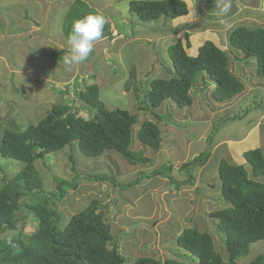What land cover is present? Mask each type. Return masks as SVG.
I'll return each mask as SVG.
<instances>
[{
  "label": "trees",
  "instance_id": "obj_1",
  "mask_svg": "<svg viewBox=\"0 0 264 264\" xmlns=\"http://www.w3.org/2000/svg\"><path fill=\"white\" fill-rule=\"evenodd\" d=\"M127 1L135 23L151 25L163 18L162 21L167 23L189 14L186 0ZM92 4L88 0H74L70 4L63 22L66 36L74 17L89 11H99L96 4ZM109 25L107 23L104 28L106 41L97 44L94 50H103L107 43L110 44L112 37ZM157 28L154 26L153 29ZM160 33H163L161 29ZM190 46L189 39L187 42L177 39L168 46L171 69L167 70L169 75L166 77L147 78L139 85L138 69L130 67L124 90L135 93L141 111H149L154 119L165 121L169 114L160 115L152 107L158 108L168 100L180 108L187 107L193 103L191 92L198 85H203L205 89L212 85L211 98L216 103L229 102L245 87L231 69L232 60L238 62L239 66L241 62L255 57L257 75L264 78V26L252 29L235 27L228 40V49L207 39L192 55L188 52ZM67 51H53L52 62L56 64ZM239 53H243L242 59ZM74 92L83 106L93 114L91 118L78 116L71 105L59 102L53 104L37 123H30L23 129L16 124L12 129H5L0 138V155L24 164L12 179L0 187V264H238L240 257L249 253L251 243L264 241V181L261 180L264 177V153L260 147L243 153L249 163L248 168L244 164H232L225 160L219 165L220 189L226 205L212 211L210 215L217 220L220 240L224 245L222 251L218 250L210 232L186 227L176 238L181 258L172 256L162 259L143 253L134 256L131 263L125 254L133 255L134 250L131 248L129 253L125 252L115 237L117 232H113L108 221L110 203L90 197L69 218H61L52 200L66 197L68 189L78 190L82 182L91 180H108L116 186H121V183L107 173L76 171L71 179L55 176L57 191L50 193L44 188L43 179L35 165L37 160H45L52 152L56 153L75 143L92 160H100L106 153L113 152L131 164H151V158L144 156L143 151L132 148L134 129L138 123L142 124L137 132L141 143L160 150L163 141L161 129L154 120L140 122L139 115L128 109H108L96 83L85 84ZM247 100L248 104H240L246 107V113L241 112L242 115H246L251 107L261 105L256 97L247 96ZM237 113L227 111L221 119L226 121L237 116ZM73 156L71 152L69 157L74 168L77 163ZM208 156L209 152L196 156L183 163L180 171L204 164ZM172 168V163L167 162L152 175L161 174L172 178ZM146 176L151 175L143 172L138 181L134 180L125 186L130 188ZM193 179L190 176L184 183H192ZM28 197H34L35 200L28 203L25 200ZM20 209H25L26 215L21 227H18L17 213ZM30 217L37 223V228L27 233L24 228ZM7 232H15L11 242L9 238L3 237ZM249 264H264V254H259Z\"/></svg>",
  "mask_w": 264,
  "mask_h": 264
},
{
  "label": "rangeland",
  "instance_id": "obj_2",
  "mask_svg": "<svg viewBox=\"0 0 264 264\" xmlns=\"http://www.w3.org/2000/svg\"><path fill=\"white\" fill-rule=\"evenodd\" d=\"M73 1L74 0H0V75H4L0 76V138L5 129H12L16 124L23 129L30 123H37L41 117L47 114L53 104L59 102H65L71 105L73 110L78 113V116L91 118L93 114L90 113L88 108L83 106L79 99H77L73 90L74 88H77V90L82 89L85 84L91 83V71H93V73H98V69H101L105 73L106 80L111 84L108 87L99 84L101 89L100 93L108 107L113 110L116 109V107L125 108L133 104L130 106L132 107L131 109H125L133 113H141L139 101L137 97H135V93L132 91L127 93L123 90L130 67L135 66L137 69L146 67L145 69H147L153 67V65H157L156 70L151 68V72L148 71L149 79L168 76V68L165 67L167 66L165 62L166 59H168V55L166 54L168 48L165 44V49H163L162 52L164 56L166 55L165 60L163 57H160L157 61L159 52L161 51L158 42L161 43V41H164V43H166L168 41L172 43L177 39L187 42L189 39L191 44H193V42L197 44L200 42L199 38L203 36V34L198 33L199 31H205L210 25L217 21H219V23H217L219 25L221 23L220 21L223 19L215 15L214 2L204 0L201 5L198 0H186L191 7L188 17L186 20L177 23L178 25L175 27L176 30L172 33L170 27L164 26L168 24L162 21L165 18L160 19L161 21L152 22L151 26L140 23H137V25L132 21L135 19L132 17L133 14L129 11L127 0H88L92 1L93 4L100 5L103 9L113 8L115 14L112 19L117 22L120 31L124 30V28H128V38H122L119 42V44L124 43L119 51L121 57L111 58V53L107 54L102 51L94 53L93 49L89 58L77 65L79 70L76 75L69 72L60 74L65 75V79H67V75L73 76L72 79L70 78L71 80H66L68 82L55 84L49 81L48 84L46 80L44 81L40 77H34L32 81L34 85L32 91L34 93H37L40 89H45L46 91L50 90V92L45 93L35 101H30L31 104H28L25 97L24 99L22 97V100L16 95L18 93L15 92L17 88L15 83L18 84L17 79L19 77L16 73L11 72L14 71L16 66L19 67L22 65L20 61L22 58L26 64H32L37 61V65L43 64L44 72H50L46 65V59L49 58V56L52 59L53 51L60 49H54L49 53V46L59 47L62 45L59 40V35L61 33L67 38L63 31L64 21L59 13L63 14ZM252 1L253 0H251L250 3ZM232 3L234 8L236 5L243 9L245 8L243 6V0H234ZM263 9L264 6H261L258 11L255 9L252 11V7H248V12L250 13L252 11L250 14L251 16L255 18V16L258 15V23L256 25L237 23L232 29L239 26L248 29L264 26ZM105 13L109 14L112 12L106 10ZM235 14L231 18L232 20L228 22L232 23L238 20L235 19ZM259 16H261L262 19H260ZM124 17L127 21H132V23L125 24L123 21ZM154 26L160 28L163 33H160V29L158 31V28L153 29ZM231 32L232 30L229 32V37ZM162 34H166V36H161ZM155 35H157V37ZM155 40L157 43H153ZM135 42H141V45L137 47ZM146 44L147 46H145ZM133 46H135V52L132 49ZM118 49L119 45H113L110 51L115 52ZM235 49L236 48H234V50ZM229 51L232 52L231 50ZM188 52L191 53L190 50ZM144 57L145 59H143ZM254 58L255 57H252L249 60L251 61V67H256L255 72L252 73L251 69L244 70V73L241 71L238 72V76L245 82V87L241 93L236 95L229 102L216 103L215 105V102L211 99L210 88L203 89V87L199 86L193 87L192 92H195L196 99L198 98L200 105H202L201 107L204 108L203 110L210 112L214 107L216 109L230 107L228 108L229 111L235 109V111L239 113H237V116L229 118L228 120L230 121L227 120L224 122L221 116L225 115L226 112L223 113L224 110H217L218 113L215 114V117H218L209 125L208 134L205 136L207 139V147L209 146V148H212L213 142L219 139H226L222 144L228 143L227 141L229 140H238L239 137L244 136L248 129L254 126L259 119L257 132L254 133L251 141L258 136V140L261 142L259 147H262L264 153V117H262L264 114V101H262L264 100L262 97L264 96V78L257 75L258 64L255 60L256 58ZM128 59L134 60L135 63H131ZM234 62V60L231 62V69L233 72L236 71ZM8 75L11 79H9ZM147 76L148 73L142 72L140 75L141 80H138L139 85H142V81L146 80L148 78ZM35 78H40L41 82L37 81L36 83ZM77 84L78 87H75ZM71 85L73 89H70ZM57 88H61L62 91ZM27 89H29V87ZM247 96L256 97L261 105L258 107H251L247 110L246 115H242L241 112L246 113V107L240 104H248L249 101L247 100ZM129 99L131 101H128ZM207 100H209L210 103L207 102ZM170 123L174 125L175 121H173V118L170 120ZM201 125L206 128V124ZM168 126L169 125L166 124L167 128L174 130V128ZM204 127H201V129H204ZM167 128H162L163 131L165 130L166 134ZM248 145L249 144H246V146ZM224 148H226L225 145L221 146L218 149L217 155ZM71 152H73V157L76 159L75 161L77 163L74 165V168L73 162L69 157ZM206 152H210L209 149L203 150L201 154L204 155ZM217 155L212 157L204 174H208L209 176L214 174L215 168L221 163H219V156ZM209 157L211 156H208V158ZM205 160L206 157L203 158V161ZM227 162L232 163L233 161L227 160ZM160 163H162V161H159L155 165L151 163L148 164L147 168L143 167L142 169L146 171L147 174L150 173L151 175L143 177L142 179L149 177L159 178V182L158 184L156 183L155 187L152 186L149 190L145 188L143 189L144 193L140 194L141 196L144 195V198L152 203V208L146 210L150 213L153 212L152 216L149 217H144L141 214L142 211H145L144 208L149 207V205L145 203L139 204L137 201H134V198L139 196V193L137 194L138 189L130 190L133 186L130 188L125 186L134 180L138 181V178L140 179L141 173L144 171H141V173L136 176L135 167H130L131 170H127L126 167L131 166V163L122 158L121 155L108 152L100 160H92L87 158L81 152L80 147L78 145L76 147L74 143L73 146H67L61 151L56 153L52 152L45 160H37L35 165L43 179L44 188L50 193L57 191V185L54 180L55 176L71 179L76 171L78 173H107L117 179L118 182L121 183V186L124 185L123 187L116 186L108 180L82 182L81 187L79 186L80 189H68L66 197L63 199H54L52 200V204L59 211L61 218L67 219L71 213L76 212L80 206L87 203L90 197H95L103 200V202L110 203L108 221L112 225L113 232H117L115 237L118 239L125 252L129 253L131 248L134 250L133 255L132 253L127 255L121 250L131 263L133 262L134 256L143 253L162 259L172 256L181 258L182 253L178 251L176 238L186 227H197L200 230L210 232L215 239L218 250L222 251L224 245L220 240L221 234L218 232L217 220L210 215L212 211L226 205L224 196L221 194L220 179L218 178L217 181H213V183L210 184L211 186H207L210 191L209 194L201 196L197 192L198 189L185 187L184 185L186 184L183 182L184 179L180 180L178 175L172 174V178L164 176L168 179H163V177H161L163 175L161 174L153 176L152 173L157 168L161 167ZM23 165L21 161L12 158H4L0 155V187L6 184L9 179H12ZM199 166L200 165H195L191 169L181 170L179 175L186 178L192 176L194 178L193 184ZM174 167L173 165L171 173L173 170L175 171ZM179 180L182 181L181 185ZM261 180L264 181V177L261 178ZM50 193H47L48 196H50ZM125 196L127 198H125ZM115 199L117 200L113 203ZM25 200L29 203L34 201L35 198L28 197ZM128 200H131V202ZM177 201L180 205L184 206L182 208L185 209L181 211V208L177 209L175 206H171L172 202L177 203ZM25 215V209H20L18 211V227H21ZM36 228L37 223L33 221V217H30L24 228L25 232L35 231ZM13 234H15V232H7L3 237L9 238L12 237ZM134 240L137 241V243H135L136 245L134 244ZM122 247L120 249H122ZM259 254H264L263 240L251 243L249 253L240 257L238 264H249ZM224 255L227 257L225 253Z\"/></svg>",
  "mask_w": 264,
  "mask_h": 264
},
{
  "label": "crops",
  "instance_id": "obj_3",
  "mask_svg": "<svg viewBox=\"0 0 264 264\" xmlns=\"http://www.w3.org/2000/svg\"><path fill=\"white\" fill-rule=\"evenodd\" d=\"M198 1H200L201 5H202L204 0H198ZM250 1L251 0H243V2H244L243 6L245 7L244 9L239 7L238 5H236L235 8L232 7L231 12L225 18L223 17V19L220 21L221 23L219 25L217 24V23H219V21H217L216 23L210 25L209 28H207L205 31H201V32L199 31L198 33L203 34V36H202V38L201 37L199 38V40H200L199 43L195 44L193 42V44H191V46L188 48V51L189 50L191 51L190 54H192V55L196 54L199 45L207 39H210V40L214 41L215 43H217L218 45H220L221 47H223L224 49L225 48L227 49L228 48L227 47L228 46V40H229V32L234 29V28L232 29V27L235 24L242 23L245 25L246 24L247 25L248 24H250V25L255 24L256 25L258 23V19H257L258 15H256L254 18L250 14L254 9L258 11L259 7L264 6V0H253L251 3H250ZM232 2H234V0H232ZM188 5H189V10H190L191 7H190L189 2H188ZM96 7L99 9L100 12H103L106 15V17L108 19V23L110 24L109 25V31L111 32V37H112L110 44L107 43V46H105L103 48V50L99 49L98 51H102V52L107 53V54L111 53V55H110L111 58L112 57H121V54L119 51L121 50L124 43L119 44V42L121 41L120 39H122V38H124V39L128 38V36H127L128 28L127 29L124 28V30L120 31L117 22H115L112 19V17L115 14L113 8H111V9L104 8L103 9V8H101L100 5L99 6L96 5ZM248 7H252V11L250 13L248 12ZM68 8H67V10H68ZM67 10H65L63 12V14L59 13V15H61L63 21H64L65 14H66ZM106 10H110L112 13L107 14V13H105ZM235 13H237V14H235ZM262 13H264V9L262 10ZM234 14L236 15L235 19H238V20H236L235 22H232V23L228 22V21L232 20L231 18L233 17ZM132 17H134V16L132 15ZM187 17H188V15H185V16L178 17L172 21H167L168 24L164 25V26L170 27L172 33H174L173 28H175L178 25L177 23L186 20ZM259 18L262 19L261 16H259ZM123 21L125 24H131L132 21L134 22V20H132L131 22L127 21V19H125V17L123 18ZM158 29H160V28H158ZM133 31H134V29H133ZM208 31H211V32H208ZM206 35H207V37H206ZM155 36L157 37V35H155ZM152 37H154V36H152ZM106 39H107V37L103 36L101 40H99L98 42L95 43V45L99 44L100 42L106 41ZM59 40H60V43L62 45H60L59 47L49 46V53L52 52L54 49H60V50L61 49H67V50H69L70 46L68 44V40L66 37H64L62 35V33L59 35ZM135 43H136L137 47H139L141 45V42L140 43L135 42ZM153 43H157L156 40L153 41ZM158 43L160 45L159 48L161 49V51L159 52V56L157 58V61L160 57H163L165 60L166 55L164 56L162 52H163V49H165V47H164L165 44L167 45L166 47L168 48V46L171 44V42L167 41L166 43H164V41H161V43L160 42H158ZM113 45L114 46L119 45V49L116 50L115 52L110 51L111 47H113ZM195 45H197V46H195ZM145 46H147V44ZM149 48H150V46H149ZM167 48H166V50H167ZM132 49L134 52L136 51L135 46H133ZM98 51L94 50V53H97ZM166 54L168 55V51ZM239 54H240V58L242 59L243 53H239ZM239 54H238V56H239ZM63 56L56 64H54L52 62V59L50 58V56H49V58L46 59V65L48 66V69L50 70V72H44L45 70L43 69V64L37 65L36 60H35L36 62H34L32 64H26V63H24V59L22 58L20 60L22 65H20L19 67L16 66L14 68V71L11 72V73H16L19 77L17 79L18 84L15 83V86L17 87L15 89V92L18 93L16 95L19 96L21 99H22V97H23V99L25 97L28 101L27 103L31 104L30 101H35L38 98L42 97L45 93L50 92V90L46 91L45 89H40L37 93H34L32 91V89L34 88V85L32 82L34 77H37V78L40 77L44 81L46 80V82L48 84H49V81L57 84V83H65V82H68L69 80H71L73 78V76H71V75H67L66 76L67 79H65V75H60L63 72L66 73V71L64 70V66H63ZM126 57H128V56H126ZM143 59H145V57ZM128 60L131 63H135L134 60H132V59H128ZM248 60L241 62V64L239 66H238V62H236L234 64L235 68H236V71L234 73L236 74V76L239 79H241L238 76L239 71L244 73V70L251 69L252 73L255 72L256 67H251V61L250 60L248 61ZM165 63L167 64V66H165V67H167L168 69H171V64H170L171 62L169 61V58L166 59ZM238 67H239V69H238ZM145 68L146 67L138 68L139 80H141L140 75L142 74V72L148 73L147 77L149 78V72H151V68H153V70H156L157 65L156 66L153 65V67H150L147 69H145ZM78 70H79V68L77 66H75L73 71H71L69 73H74L76 75ZM100 70L101 69L97 70L98 73L97 72L93 73V71H91L93 82L91 80V83H87V84L96 83L99 86V89H100L99 84H101L104 87H108L111 85L106 80V76L104 75L105 73L102 70L101 71ZM2 74H10V73H2ZM0 76H4V75H0ZM40 78L39 79L35 78V82L36 83H37V81L41 82ZM9 79H11L10 76H9ZM66 80H68V81H66ZM85 83H86V80H85ZM198 86L203 87V85H198ZM28 87H29V89H27ZM210 89L212 90V85H211ZM58 90L62 91L61 88H59ZM123 90H124V88H123ZM192 91H193V89H192ZM100 92H101V89H100ZM127 93H129V92H127ZM191 94H192V97L194 100H193V103L187 107L180 108L172 100L166 101L162 106H160L158 108L152 107V110H155L154 112H157L160 115L169 114L168 115L169 117L166 118L165 121H159L157 119H154L155 117H153L152 113L149 111H141V113H139V114L137 112H135L137 115H139L140 122L143 120H146V119H152L159 125V127L161 129L162 136H163V141L161 144V149L160 150H154L153 148L141 143L137 138H134L133 143H132V148L135 150L143 151L144 156H148L151 158L153 165L157 164L159 161H162V163H160L161 164L160 166H162L166 162H171L175 166L174 167L175 171L173 170L174 173L172 172L171 176H172V174L178 175V177H180L179 178L180 180L184 179L183 182L186 181V177L179 175L180 166L187 161L193 160L196 156L201 154L203 152V150L209 149V151H210L209 156H211V157H209L204 164L199 166L198 172L195 176V182L193 184L192 183H188V184L185 183L186 185H184L185 187H192V189H198L197 192L201 196H204L206 194H209V192H210L208 190L207 186H211L210 184L213 183V181H217L218 178L220 179L219 165L217 168H215L214 174H212L211 176H209L208 174H204V173H205L206 169L208 168V163L211 161L212 157L217 155L218 149L221 146L225 145L226 148H224L217 155V156H219V163L222 160H225L226 162H227V160H231V161H233L232 164H244L247 168L250 167L249 163L246 161L243 153L246 150H249L252 148H258L259 144L261 143L260 140H258V136L256 139L251 141L252 136L254 135L255 132H257L259 119L255 123V125L250 127L248 129V131L246 132V134L242 137H239L238 140H229V141H227L228 143H225V144H222V143L226 139L215 140V142H213L212 148H209V146L207 147V145H206L207 139L205 137L208 134L209 125L212 124L214 122V120L218 117V116L215 117V114L218 113L217 110H220V111L224 110L223 113H225V112L229 111L228 108H230V107L225 108V109H220V108L216 109L214 107V109L211 110L213 112V114H212L211 111L209 112V111L203 110L204 108L201 107L202 105H200L198 98L196 99L195 92H191ZM100 97L106 103V101L103 99L101 93H100ZM212 100H211V104H212ZM128 101H131V100L129 99ZM207 102L210 103L209 100H207ZM132 105H130V106H132ZM215 105H216V102H215ZM106 106L108 109L112 110L111 108L108 107L107 103H106ZM130 106L125 107V108L131 109L132 107H130ZM122 107H124V106H122ZM116 108H118V107H116ZM230 112L234 113L235 109L230 111ZM262 117H264V114L262 115ZM172 118H173V121H175L174 125H172V123H170V120ZM228 121H230V120H228ZM166 124L169 125L168 127L174 128V130L167 128ZM201 124H206V128ZM174 126H176V127H174ZM161 127L167 128L168 136L165 133V130L163 131ZM201 127H204V129H201ZM246 144H249V145L246 146ZM253 146H256V147H253ZM260 148L262 149L261 146H260ZM147 166H148V164H136V165L131 164V166L126 167V169L131 170L130 167H135L136 168L135 175L137 176L138 174L141 173V171H144V170H142L143 167L147 168ZM138 171H139V173H138ZM144 172H146V171H144ZM175 175H173V176L176 177ZM164 176H166V175H163L161 177H163V179H168ZM158 182H159V178H157V177L150 178L149 177V178H145V179L140 180V182L138 184L133 185V187L130 189V190L138 189L137 194L139 193V196L135 197L134 201H137L139 204L145 203V204L149 205V207H145L144 208L145 211H142V213H141L144 217L152 216L153 212L150 213L149 211H146V210H149L152 208V203L149 200H147L146 198H144V195L141 196L140 194L144 193L143 189L146 188L147 190H149L152 186L155 187L156 183L158 184ZM180 182H182V181H180ZM171 193H173V192H171ZM125 198H127V197L125 196ZM128 201L131 202V200H128ZM171 206H173V207L175 206L177 209L181 208V211L183 209H185V208H182L184 206L180 205L178 203V201H177V203L172 202ZM177 206H179V207H177ZM135 243H137L136 240H134V244Z\"/></svg>",
  "mask_w": 264,
  "mask_h": 264
},
{
  "label": "clouds",
  "instance_id": "obj_4",
  "mask_svg": "<svg viewBox=\"0 0 264 264\" xmlns=\"http://www.w3.org/2000/svg\"><path fill=\"white\" fill-rule=\"evenodd\" d=\"M232 7V0H214L215 15L217 17H226L231 12ZM107 23L106 15L100 11H89L71 20L70 31L67 36L70 47L63 56V66L66 72L73 71L75 66L89 58L95 43L102 39ZM75 87H78V85H75ZM141 126V123L135 125L133 139L137 138V132ZM9 242H11V237H9Z\"/></svg>",
  "mask_w": 264,
  "mask_h": 264
},
{
  "label": "built area",
  "instance_id": "obj_5",
  "mask_svg": "<svg viewBox=\"0 0 264 264\" xmlns=\"http://www.w3.org/2000/svg\"><path fill=\"white\" fill-rule=\"evenodd\" d=\"M71 88L73 89V86H72V85L70 86V89H71ZM74 90H75V88H74ZM74 90H73V91H74Z\"/></svg>",
  "mask_w": 264,
  "mask_h": 264
}]
</instances>
